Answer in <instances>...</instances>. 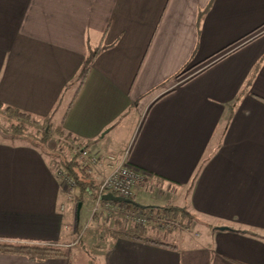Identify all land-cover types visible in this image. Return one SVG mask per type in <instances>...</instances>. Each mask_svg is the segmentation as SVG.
Segmentation results:
<instances>
[{"label":"crops","instance_id":"1","mask_svg":"<svg viewBox=\"0 0 264 264\" xmlns=\"http://www.w3.org/2000/svg\"><path fill=\"white\" fill-rule=\"evenodd\" d=\"M0 104L127 153L147 176L137 206L201 222L119 237L101 264H264V0H0ZM73 200L49 152L0 139V239L63 240Z\"/></svg>","mask_w":264,"mask_h":264},{"label":"rangeland","instance_id":"2","mask_svg":"<svg viewBox=\"0 0 264 264\" xmlns=\"http://www.w3.org/2000/svg\"><path fill=\"white\" fill-rule=\"evenodd\" d=\"M193 71H191L187 76H189ZM6 107H0V139L7 141H19L25 140L30 143H38L42 148L49 152L54 166L58 165L59 162H68L72 160L76 155H81L83 148H86L83 144L75 142L71 137L67 136L60 126L56 125L51 119L39 120L41 123L38 125L27 124L25 126V133L15 134L13 128L18 125L15 120L9 119L6 113ZM47 131L49 137L46 142L43 143V132ZM87 151H89L86 148ZM90 153V152H89ZM116 155V154H112ZM81 166L84 167V161L81 158ZM106 163L105 165H107ZM103 165V166H105ZM64 175H68L67 172L61 167L59 168ZM91 174L92 180L99 185L105 174V170L99 167H93V169L88 170ZM89 181V180H87ZM142 184V183H140ZM140 184H137L136 187ZM133 191V197L135 189ZM69 192L75 189L74 200L77 203L82 201L83 196H81L80 190L73 186H68ZM97 192V196H98ZM107 195V194H106ZM94 197V196H93ZM73 200V201H74ZM80 210V214L75 216V220L70 222L67 227V236L63 240L59 241L60 247L66 251L68 254L71 252L72 262L77 264H101L103 262V254L105 253L107 247L109 246L111 239V234L113 230L118 229L115 225L116 215L123 216L127 219L129 224L135 225V217L140 214L130 211L131 216L128 218L117 211H110L103 208H99L95 211L96 197L93 199H88ZM176 209V208H171ZM181 209V208H177ZM182 212L162 214V210L159 211L155 209L152 215L146 216L153 222L159 221L158 217H161L160 225H164V228L168 232L178 231L182 234L197 235V228H199L201 222L192 215L186 213L185 209H181ZM76 214V211L75 213ZM144 216V215H143ZM149 222L146 228L149 227Z\"/></svg>","mask_w":264,"mask_h":264},{"label":"trees","instance_id":"3","mask_svg":"<svg viewBox=\"0 0 264 264\" xmlns=\"http://www.w3.org/2000/svg\"><path fill=\"white\" fill-rule=\"evenodd\" d=\"M94 58V54L85 64L83 71L77 78V83L81 87L84 83L90 62ZM195 70V67L188 69L187 71L181 73L178 78H181L191 71ZM198 74V73H197ZM0 107L3 105L0 104ZM6 113L9 119L15 120L18 125L13 128V132L15 134L25 133V126L27 124L38 125L41 122L36 120L34 116L31 114L25 113L18 108L14 107H6ZM43 134V143L46 142L49 137V133L47 131H42ZM38 144V143H37ZM86 149V148H85ZM81 155H76L72 160L68 162H59L57 168H63L67 174L75 181L76 187L80 190L81 196L88 192H92L94 197L98 192V185L95 181L92 180L91 174L89 173L87 167L81 166ZM89 180V181H87ZM131 202L129 203H120V205L125 206L128 211H133L140 215L149 216L152 215L153 212H156L155 209L161 211L162 214H171L182 212L181 209H170V208H154V207H144L141 208L134 203V199H129ZM116 204H119L115 202ZM156 215L161 216L159 214ZM115 217V225L118 229L113 230L111 234L112 241H115L119 237H130L136 239H143L148 242H155L159 244H163L160 241H155L152 237L148 236L145 233V230L148 228L140 227L139 225L129 224L127 219L123 216L116 215ZM159 221L153 222L149 219V228H164V225H160L161 217H158ZM111 243V242H110ZM110 245V244H109ZM0 253L10 254V255H18L28 258L33 262H42L51 258H67L69 255L66 251H64L59 242H50V241H24V240H14V239H0Z\"/></svg>","mask_w":264,"mask_h":264},{"label":"built area","instance_id":"4","mask_svg":"<svg viewBox=\"0 0 264 264\" xmlns=\"http://www.w3.org/2000/svg\"><path fill=\"white\" fill-rule=\"evenodd\" d=\"M81 158L84 161V167H87L88 170L93 169L95 166L101 168L106 163H108L106 166H111L109 174L104 176L98 185L99 193L98 196H95V211H98V209L103 206L104 209L117 211V213H121L127 218L128 216H131V212L128 211L125 206L120 205V203L116 204L112 201H104L102 200V197L111 193L119 197L131 199L136 185L146 181V174L129 163L127 153L120 156L112 154L91 155L89 151L83 148ZM61 176L66 182L67 187L75 185V181L69 175H64L61 172ZM71 193L72 192L70 191L69 198L73 197L70 195ZM134 219L136 225H139L140 227H146L149 221L148 217L143 215H139Z\"/></svg>","mask_w":264,"mask_h":264},{"label":"water","instance_id":"5","mask_svg":"<svg viewBox=\"0 0 264 264\" xmlns=\"http://www.w3.org/2000/svg\"><path fill=\"white\" fill-rule=\"evenodd\" d=\"M102 200L104 201H112V202H117V203H129L131 202L129 199H126V198H123V197H119V196H116L114 194H107V195H104L102 197ZM219 230L223 231V230H227V228L225 227H221L219 228Z\"/></svg>","mask_w":264,"mask_h":264}]
</instances>
